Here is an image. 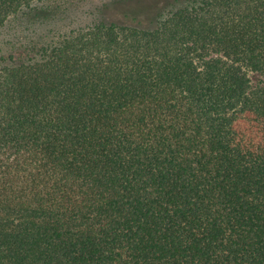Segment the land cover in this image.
Returning a JSON list of instances; mask_svg holds the SVG:
<instances>
[{
    "label": "trees",
    "instance_id": "1",
    "mask_svg": "<svg viewBox=\"0 0 264 264\" xmlns=\"http://www.w3.org/2000/svg\"><path fill=\"white\" fill-rule=\"evenodd\" d=\"M181 1L2 34L0 264H264V0Z\"/></svg>",
    "mask_w": 264,
    "mask_h": 264
},
{
    "label": "rangeland",
    "instance_id": "2",
    "mask_svg": "<svg viewBox=\"0 0 264 264\" xmlns=\"http://www.w3.org/2000/svg\"><path fill=\"white\" fill-rule=\"evenodd\" d=\"M113 2L114 0H78V2H63L61 0L33 6L19 13L0 31V41L4 38L2 34H10L7 35L9 37L17 32L25 39L26 44L29 39L36 40L43 33L51 35L67 33L72 29L100 21H130L127 11L117 10L115 8L117 6H113ZM171 6V0H161L160 2V7L166 11ZM251 77L254 86L261 81L257 74H251Z\"/></svg>",
    "mask_w": 264,
    "mask_h": 264
}]
</instances>
